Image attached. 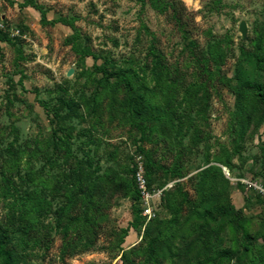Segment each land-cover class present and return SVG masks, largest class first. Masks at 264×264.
Masks as SVG:
<instances>
[{
	"label": "rangeland",
	"instance_id": "rangeland-1",
	"mask_svg": "<svg viewBox=\"0 0 264 264\" xmlns=\"http://www.w3.org/2000/svg\"><path fill=\"white\" fill-rule=\"evenodd\" d=\"M0 19L13 264H264V196L224 174L264 177V0H0Z\"/></svg>",
	"mask_w": 264,
	"mask_h": 264
},
{
	"label": "built area",
	"instance_id": "built-area-1",
	"mask_svg": "<svg viewBox=\"0 0 264 264\" xmlns=\"http://www.w3.org/2000/svg\"><path fill=\"white\" fill-rule=\"evenodd\" d=\"M4 28V24L2 22V19H0V29ZM9 32L11 35H18L19 30L17 28H10ZM136 171L134 174V179H135V184H136V189L139 193V196L142 198H147L149 193L147 191V181L145 178V175L142 173V165L139 163V156L136 157ZM224 174L230 178V179H236L240 180L241 182H244L248 187H251L255 189L258 193L262 194L264 196V177L257 179V178H252V177H247V178H233L230 175V172L228 169L224 171ZM151 213L150 207H146L144 209L143 214H147L149 217Z\"/></svg>",
	"mask_w": 264,
	"mask_h": 264
},
{
	"label": "trees",
	"instance_id": "trees-1",
	"mask_svg": "<svg viewBox=\"0 0 264 264\" xmlns=\"http://www.w3.org/2000/svg\"><path fill=\"white\" fill-rule=\"evenodd\" d=\"M174 13L175 12H173V15ZM99 69L101 70V72L104 73V70H105L104 67H99ZM115 75L121 79L127 91L130 93L131 80L126 74V72L124 70H119L115 73ZM245 87L251 89L257 99H261L262 91L260 89V86L257 83L255 82L247 83ZM131 98L132 97L130 96V99ZM145 178H146V181L148 182L149 175L147 173L145 174ZM134 198L135 199L139 198V193L137 190L134 193ZM13 261H14V253L12 249L8 247L6 238L0 235V264H13ZM210 264H216V261H212Z\"/></svg>",
	"mask_w": 264,
	"mask_h": 264
},
{
	"label": "water",
	"instance_id": "water-1",
	"mask_svg": "<svg viewBox=\"0 0 264 264\" xmlns=\"http://www.w3.org/2000/svg\"><path fill=\"white\" fill-rule=\"evenodd\" d=\"M238 30L241 33V36L243 38H246V30H247V27H246V23H245L244 20L239 21Z\"/></svg>",
	"mask_w": 264,
	"mask_h": 264
}]
</instances>
